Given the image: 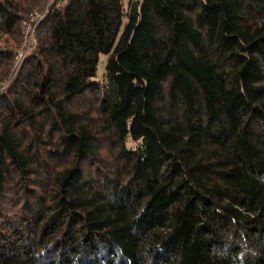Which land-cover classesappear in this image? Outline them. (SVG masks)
<instances>
[{"label":"trees","instance_id":"trees-1","mask_svg":"<svg viewBox=\"0 0 264 264\" xmlns=\"http://www.w3.org/2000/svg\"><path fill=\"white\" fill-rule=\"evenodd\" d=\"M48 1L0 0V264H264V0H52L15 72Z\"/></svg>","mask_w":264,"mask_h":264},{"label":"rangeland","instance_id":"rangeland-1","mask_svg":"<svg viewBox=\"0 0 264 264\" xmlns=\"http://www.w3.org/2000/svg\"><path fill=\"white\" fill-rule=\"evenodd\" d=\"M50 1H52V0H50ZM50 1H48L47 4L44 5V7H41V9L36 10V12H37V11L39 12L40 10H42L43 8H45V7L49 4ZM124 1H126V0H124ZM31 14H32V13H31ZM31 14H30V15H31ZM30 15H28V16L24 19V21L27 20V19L29 18ZM24 21H23V24H24ZM28 24H29V23H28ZM34 31H35V29L33 28V29H31V30L28 32V34L26 35V33H25L24 30H23V26H21L22 43H21V45H20L18 48H16V50H15V58H14V61H15V62H16V55H17V53H19V52L21 51V54H22V52L26 49V47L29 46V48H30V45H31V42H32V39H33V36H34ZM0 46L9 47V48L14 47L13 44H12V42H10L9 40H7L6 37H3V36H0ZM104 62H105V57H104V56H101V58H100V60H99V65H98V71H99L98 73H101V72H102V69H103V67H104ZM20 66H21V65L19 64V66L17 67V71H18V69L20 68Z\"/></svg>","mask_w":264,"mask_h":264},{"label":"built area","instance_id":"built-area-1","mask_svg":"<svg viewBox=\"0 0 264 264\" xmlns=\"http://www.w3.org/2000/svg\"><path fill=\"white\" fill-rule=\"evenodd\" d=\"M48 10V5L43 8L42 10H40L39 12H34L32 13L29 18L27 20L24 21L23 24V30L26 33V35L28 34V32L35 28V26L41 21V19L43 18L44 14L47 12ZM29 23V24H28ZM29 50V46L26 47V49L22 52L21 51L19 53H17L16 55V62H15V72L17 71V67L19 66V64L21 65L24 57L26 56L27 52Z\"/></svg>","mask_w":264,"mask_h":264}]
</instances>
